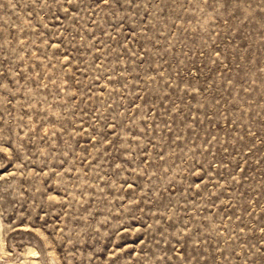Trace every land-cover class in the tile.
Here are the masks:
<instances>
[{
	"label": "rangeland",
	"instance_id": "1",
	"mask_svg": "<svg viewBox=\"0 0 264 264\" xmlns=\"http://www.w3.org/2000/svg\"><path fill=\"white\" fill-rule=\"evenodd\" d=\"M0 264H264V0H0Z\"/></svg>",
	"mask_w": 264,
	"mask_h": 264
}]
</instances>
